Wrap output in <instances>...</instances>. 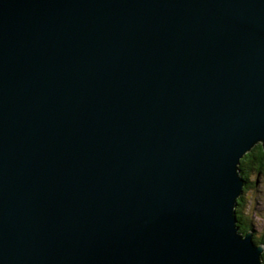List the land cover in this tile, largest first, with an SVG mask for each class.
I'll use <instances>...</instances> for the list:
<instances>
[{"label": "water", "instance_id": "obj_1", "mask_svg": "<svg viewBox=\"0 0 264 264\" xmlns=\"http://www.w3.org/2000/svg\"><path fill=\"white\" fill-rule=\"evenodd\" d=\"M257 143L264 0H0V264H262Z\"/></svg>", "mask_w": 264, "mask_h": 264}, {"label": "rangeland", "instance_id": "obj_2", "mask_svg": "<svg viewBox=\"0 0 264 264\" xmlns=\"http://www.w3.org/2000/svg\"><path fill=\"white\" fill-rule=\"evenodd\" d=\"M248 176V187L246 190H244V186L247 184V181L245 180L246 183L244 184L240 194L244 199V204L239 207L240 213H237V205L235 206L238 231L245 235L246 232L251 230V235L255 245L258 246L260 243H262L264 246V242L262 241L264 240V176L255 171L251 172V175L248 174ZM238 215L241 216V220H239ZM247 217L248 220H250L249 223L252 226L249 224L248 227L250 228L248 231L244 232L243 230H240V227L247 226L248 223L244 220ZM256 241L260 242L257 244ZM263 253L264 249L260 256L262 264L264 262V258L262 256Z\"/></svg>", "mask_w": 264, "mask_h": 264}, {"label": "trees", "instance_id": "obj_3", "mask_svg": "<svg viewBox=\"0 0 264 264\" xmlns=\"http://www.w3.org/2000/svg\"><path fill=\"white\" fill-rule=\"evenodd\" d=\"M239 173L240 175L245 178L247 181V184L244 186V190L248 187V182H249V176L248 174L251 175V172L255 171L260 173L262 176H264V148L262 143H257L255 144L248 152L245 153V155L240 159L239 165H238ZM243 190V191H244ZM244 204V199L243 196L240 195L237 201V213H240L239 207ZM239 220H241V216L238 215ZM247 221V226L246 227H240V230H243L244 232L248 231L250 227L248 225L250 224L248 220V217L244 219ZM240 223V221H239ZM250 226H252L250 224ZM264 242V240H262ZM257 244L260 241H256ZM264 258V253L262 254ZM264 264V262H263Z\"/></svg>", "mask_w": 264, "mask_h": 264}]
</instances>
